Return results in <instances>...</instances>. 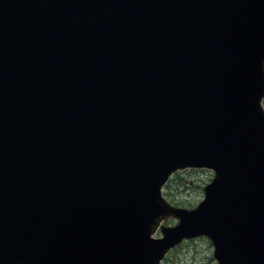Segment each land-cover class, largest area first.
<instances>
[{
  "label": "water",
  "instance_id": "1",
  "mask_svg": "<svg viewBox=\"0 0 264 264\" xmlns=\"http://www.w3.org/2000/svg\"><path fill=\"white\" fill-rule=\"evenodd\" d=\"M263 97L264 0H0V264H264Z\"/></svg>",
  "mask_w": 264,
  "mask_h": 264
},
{
  "label": "rangeland",
  "instance_id": "2",
  "mask_svg": "<svg viewBox=\"0 0 264 264\" xmlns=\"http://www.w3.org/2000/svg\"><path fill=\"white\" fill-rule=\"evenodd\" d=\"M186 176L189 181L184 184L175 182L168 198L180 202L183 206H196L203 199L204 187L211 181L212 175L208 170H194ZM170 220L166 219L165 223ZM174 222L175 220L170 224ZM163 264H217V262L214 258L213 244L207 237L202 236L182 242Z\"/></svg>",
  "mask_w": 264,
  "mask_h": 264
},
{
  "label": "trees",
  "instance_id": "3",
  "mask_svg": "<svg viewBox=\"0 0 264 264\" xmlns=\"http://www.w3.org/2000/svg\"><path fill=\"white\" fill-rule=\"evenodd\" d=\"M177 178H179V180H180V182L182 183V184H184V183H186L187 181H189L187 178H183V176H178Z\"/></svg>",
  "mask_w": 264,
  "mask_h": 264
}]
</instances>
